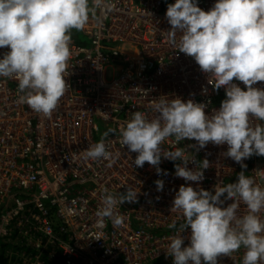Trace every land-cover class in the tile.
<instances>
[{
	"label": "built area",
	"instance_id": "2783aa9c",
	"mask_svg": "<svg viewBox=\"0 0 264 264\" xmlns=\"http://www.w3.org/2000/svg\"><path fill=\"white\" fill-rule=\"evenodd\" d=\"M216 2L197 0V5L208 12ZM174 3L105 0L110 7L96 9L95 18L90 13L84 29L71 32L65 73L70 87L50 119L19 101L17 79L0 77V253L8 264H173L166 255L176 234L170 225L178 228L183 219L170 209L181 185L214 194L217 184L235 183L244 171L264 188V175L256 172L264 171V156L244 160L247 168L242 169L223 155L227 145L209 143L201 149L194 140H165L164 150L185 149L189 169L198 163L202 170V161L209 162L203 181L196 183L175 176L179 160L162 157L160 175L147 163L137 168V153L120 143L119 130L132 114L141 111L154 119L153 101L162 96L205 103L206 115L219 110L226 98L225 89H214L215 82H208L192 57L169 46L166 11ZM8 51L0 48V59ZM254 87L264 89V82ZM109 129L115 132L104 142L115 157L112 166L103 159H83L81 153ZM158 179L164 181L160 192ZM128 187L140 194L136 203L116 206L122 223H100L96 212L104 189L118 195ZM246 213L241 203L238 215ZM190 235V229L182 233L183 246H189ZM244 252L218 257V264H242Z\"/></svg>",
	"mask_w": 264,
	"mask_h": 264
},
{
	"label": "clouds",
	"instance_id": "9594fccd",
	"mask_svg": "<svg viewBox=\"0 0 264 264\" xmlns=\"http://www.w3.org/2000/svg\"><path fill=\"white\" fill-rule=\"evenodd\" d=\"M110 7L105 0H0V48H8L0 59V77L18 80L19 101L37 114L51 118L70 85L66 82L73 29L83 30L89 14ZM166 19L171 26L166 32L168 44L192 57L200 70L214 81V89H225L226 98L219 110L206 115L207 104L189 99L172 100L163 96L153 101L157 113L149 120L136 111L120 131V143L137 153L134 164L145 163L161 174L162 157L176 163L175 176L186 182H202L204 170L189 169L185 149L164 150L161 145L170 137L176 142L194 140L199 148L209 143L227 145L224 156L242 169L244 160L253 155L264 156V89L254 87L264 82V0H217L208 11L197 0H175L167 5ZM179 34V39L177 36ZM234 81L242 82V90ZM81 153L85 160L115 162L107 151L104 138ZM191 162H195L193 159ZM264 175V171H256ZM163 175H168L163 172ZM156 190L163 191L164 181H154ZM102 206L96 212L100 223L111 220L122 223L116 206L136 203L140 191L128 187L125 193L114 195L104 189ZM223 197V199H221ZM226 201H232L224 207ZM241 203L247 213L238 215ZM171 212L179 213L183 223L170 237L166 255L173 264H218V257H231L245 250L242 264H264V188L244 171L235 183L217 184L213 192L181 185L175 194ZM191 230L190 244L184 245L182 233Z\"/></svg>",
	"mask_w": 264,
	"mask_h": 264
},
{
	"label": "trees",
	"instance_id": "16d2710c",
	"mask_svg": "<svg viewBox=\"0 0 264 264\" xmlns=\"http://www.w3.org/2000/svg\"><path fill=\"white\" fill-rule=\"evenodd\" d=\"M0 264H8L4 254L0 253Z\"/></svg>",
	"mask_w": 264,
	"mask_h": 264
},
{
	"label": "rangeland",
	"instance_id": "374dc122",
	"mask_svg": "<svg viewBox=\"0 0 264 264\" xmlns=\"http://www.w3.org/2000/svg\"><path fill=\"white\" fill-rule=\"evenodd\" d=\"M168 2V0H166ZM80 39H83L81 36H79ZM238 177H235L232 181H236Z\"/></svg>",
	"mask_w": 264,
	"mask_h": 264
}]
</instances>
